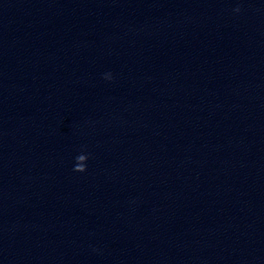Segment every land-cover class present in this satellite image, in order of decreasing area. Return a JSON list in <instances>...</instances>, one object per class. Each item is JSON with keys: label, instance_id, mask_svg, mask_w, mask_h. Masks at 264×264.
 Instances as JSON below:
<instances>
[{"label": "water", "instance_id": "95a60500", "mask_svg": "<svg viewBox=\"0 0 264 264\" xmlns=\"http://www.w3.org/2000/svg\"><path fill=\"white\" fill-rule=\"evenodd\" d=\"M0 264H264V0H0Z\"/></svg>", "mask_w": 264, "mask_h": 264}, {"label": "clouds", "instance_id": "9594fccd", "mask_svg": "<svg viewBox=\"0 0 264 264\" xmlns=\"http://www.w3.org/2000/svg\"><path fill=\"white\" fill-rule=\"evenodd\" d=\"M237 11H239V9L237 8Z\"/></svg>", "mask_w": 264, "mask_h": 264}]
</instances>
